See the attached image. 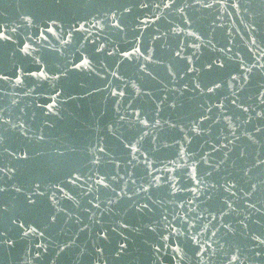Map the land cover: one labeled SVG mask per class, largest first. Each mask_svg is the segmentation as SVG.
<instances>
[{
	"label": "water",
	"instance_id": "obj_1",
	"mask_svg": "<svg viewBox=\"0 0 264 264\" xmlns=\"http://www.w3.org/2000/svg\"><path fill=\"white\" fill-rule=\"evenodd\" d=\"M0 264H264V0H0Z\"/></svg>",
	"mask_w": 264,
	"mask_h": 264
},
{
	"label": "snow or ice",
	"instance_id": "obj_2",
	"mask_svg": "<svg viewBox=\"0 0 264 264\" xmlns=\"http://www.w3.org/2000/svg\"><path fill=\"white\" fill-rule=\"evenodd\" d=\"M25 235H27V233H25ZM233 259H236L235 257Z\"/></svg>",
	"mask_w": 264,
	"mask_h": 264
}]
</instances>
